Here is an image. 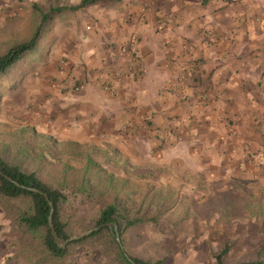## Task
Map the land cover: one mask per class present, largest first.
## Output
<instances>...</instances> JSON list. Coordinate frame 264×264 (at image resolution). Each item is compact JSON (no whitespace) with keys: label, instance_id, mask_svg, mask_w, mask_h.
Listing matches in <instances>:
<instances>
[{"label":"rangeland","instance_id":"1","mask_svg":"<svg viewBox=\"0 0 264 264\" xmlns=\"http://www.w3.org/2000/svg\"><path fill=\"white\" fill-rule=\"evenodd\" d=\"M81 2L0 0V55L31 36L37 21L34 4L44 11L64 8L47 27L39 47L0 76V156L36 169L54 185L87 180L96 186L99 197L87 192L62 208L61 218L72 238L91 230L101 210L116 202L150 219L123 234L118 230L129 258L218 264V255L227 249L223 264L264 262V163L242 175L235 172L231 179L211 180L208 174L196 177V167L188 160H161L165 150L183 143L179 135L158 137L151 157L135 158L100 136L81 135L85 129L79 109H70L73 104L63 98V89L82 90L73 72V79L68 76L72 68L65 55L74 43L68 32L84 31L81 10L72 9ZM6 216L0 208V264H120L88 242L70 247L61 258L42 255L39 249L29 256L26 240Z\"/></svg>","mask_w":264,"mask_h":264},{"label":"crops","instance_id":"2","mask_svg":"<svg viewBox=\"0 0 264 264\" xmlns=\"http://www.w3.org/2000/svg\"><path fill=\"white\" fill-rule=\"evenodd\" d=\"M80 18L84 31L68 32L65 55L82 90L62 89L81 135L133 158L179 135L161 160H188L211 180L260 168L264 0H101Z\"/></svg>","mask_w":264,"mask_h":264},{"label":"trees","instance_id":"3","mask_svg":"<svg viewBox=\"0 0 264 264\" xmlns=\"http://www.w3.org/2000/svg\"><path fill=\"white\" fill-rule=\"evenodd\" d=\"M101 0H82L81 4L72 8L81 10L97 5ZM36 13V25L31 36L23 42L12 44V46L0 55V76L5 75L14 68L24 56L35 51L39 47L42 35L49 24L58 18L64 8L50 7L44 11L38 4L33 5ZM196 75H201V64L197 65ZM10 85V84H9ZM6 177L13 179L14 183ZM15 183L20 184L18 187ZM37 189L48 196L54 206L53 223L59 237L69 240L72 235L68 231L67 224L61 218V211L72 198H81L87 192L94 193L98 190L90 181L83 180L72 185L62 182L54 185L42 179L37 170H30L22 164L13 162L5 156H0V208L7 212L6 219L15 225V229L27 244L26 253L31 256L39 249L41 254H47L54 258H61L66 251L73 246L83 243H93L105 250L106 256L120 264H162V261L149 262L139 258H127L121 243L116 239L114 225L118 227L120 234L135 226L150 222V219L139 217L124 204L111 202L107 204L93 220L91 228H99L91 235L70 242L66 248H59L49 225L50 205L46 197L29 190ZM109 225H112L110 227ZM121 236V235H120ZM228 253L224 250L218 255L217 263L223 264V258ZM241 264H264L262 261L246 262Z\"/></svg>","mask_w":264,"mask_h":264},{"label":"water","instance_id":"4","mask_svg":"<svg viewBox=\"0 0 264 264\" xmlns=\"http://www.w3.org/2000/svg\"><path fill=\"white\" fill-rule=\"evenodd\" d=\"M7 180H9L10 182L14 183L13 179H11L10 177H6ZM18 187H22L20 184L18 183H15ZM29 190L33 191V192H36V193H39L43 196L46 197L47 201L49 202V205H50V216H49V225H50V228H51V231H52V234L55 238V241L58 245L59 248H65L70 242L72 241H75V240H78V239H81V238H85L89 235H91L92 233L98 231L99 228H94V229H91L89 230L88 232H86L85 234H83L82 236L80 237H75V238H71L69 240H64L62 238L59 237L58 233L56 232V229H55V226H54V223H53V213H54V206L52 204V202H50V199L48 198V196L46 194H44L43 192L37 190V189H33V188H29ZM110 227H112V225H109ZM116 231V239L117 241L120 243V234L118 232V227L116 225H114L113 227ZM127 256V255H126ZM127 258H129V256H127ZM130 259V258H129Z\"/></svg>","mask_w":264,"mask_h":264},{"label":"built area","instance_id":"5","mask_svg":"<svg viewBox=\"0 0 264 264\" xmlns=\"http://www.w3.org/2000/svg\"><path fill=\"white\" fill-rule=\"evenodd\" d=\"M207 37L210 39L211 42H213V43L216 42V39H213V38H211L210 36H207ZM77 90H78V89H77Z\"/></svg>","mask_w":264,"mask_h":264}]
</instances>
